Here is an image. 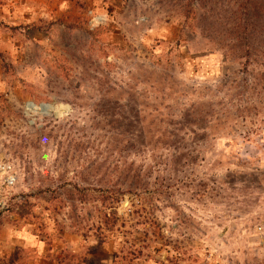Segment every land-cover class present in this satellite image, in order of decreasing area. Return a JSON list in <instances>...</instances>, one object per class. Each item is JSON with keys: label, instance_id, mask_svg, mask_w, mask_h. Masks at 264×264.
I'll list each match as a JSON object with an SVG mask.
<instances>
[{"label": "rangeland", "instance_id": "374dc122", "mask_svg": "<svg viewBox=\"0 0 264 264\" xmlns=\"http://www.w3.org/2000/svg\"><path fill=\"white\" fill-rule=\"evenodd\" d=\"M247 2L0 0V264H264Z\"/></svg>", "mask_w": 264, "mask_h": 264}, {"label": "crops", "instance_id": "0c3cea01", "mask_svg": "<svg viewBox=\"0 0 264 264\" xmlns=\"http://www.w3.org/2000/svg\"><path fill=\"white\" fill-rule=\"evenodd\" d=\"M58 248H54V247H43L40 249H36V254L37 257L34 259V261H30L29 264H60L63 263V259H61V257H65L64 260L66 259V253L67 250H65L66 248L57 250ZM72 256L74 255V253H77L73 250H71ZM64 253V254H63ZM64 255V256H63ZM72 256L70 258V261H72ZM67 261V260H66Z\"/></svg>", "mask_w": 264, "mask_h": 264}, {"label": "built area", "instance_id": "2783aa9c", "mask_svg": "<svg viewBox=\"0 0 264 264\" xmlns=\"http://www.w3.org/2000/svg\"><path fill=\"white\" fill-rule=\"evenodd\" d=\"M0 172H2L3 174L7 173V169L6 166L2 163H0ZM15 183V178L12 175L7 174L5 176L4 181H2L0 179V208L2 206V197H3V190H4V185H13Z\"/></svg>", "mask_w": 264, "mask_h": 264}, {"label": "trees", "instance_id": "16d2710c", "mask_svg": "<svg viewBox=\"0 0 264 264\" xmlns=\"http://www.w3.org/2000/svg\"><path fill=\"white\" fill-rule=\"evenodd\" d=\"M247 1H248V2H247V6L251 3V5H250V8H251V6H253V3L251 2V0H247ZM248 7H249V6H248ZM245 20H246V21H245ZM245 20H244V22H245L244 24H245V25H249V22L252 20V15L249 13V14H248V17H247ZM118 193H120V191H119ZM116 195H117V194H116Z\"/></svg>", "mask_w": 264, "mask_h": 264}]
</instances>
